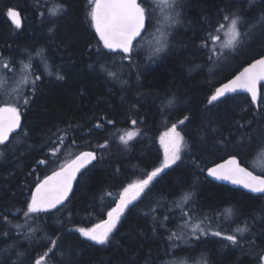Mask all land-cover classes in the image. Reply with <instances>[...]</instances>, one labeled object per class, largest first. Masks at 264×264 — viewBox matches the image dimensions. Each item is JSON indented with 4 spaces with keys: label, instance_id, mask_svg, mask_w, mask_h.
I'll return each mask as SVG.
<instances>
[{
    "label": "trees",
    "instance_id": "obj_1",
    "mask_svg": "<svg viewBox=\"0 0 264 264\" xmlns=\"http://www.w3.org/2000/svg\"><path fill=\"white\" fill-rule=\"evenodd\" d=\"M185 1L177 44L157 61L135 48L127 61L99 41L91 0H0V63L8 65L0 79V106L16 86L24 118L22 130L0 144V264H35L41 257L42 264L262 263L264 195L216 182L208 169L231 156L252 169L264 150V102L237 94L209 103L219 84L264 53L261 34L249 32L252 25L264 27V0ZM10 8L22 15L19 28L7 14ZM232 15L248 33L238 56L250 53L224 74L214 69L206 37ZM185 117L180 128L186 155L164 168L106 244L81 236L78 228L104 220L128 184L162 166L160 135ZM124 131L138 134L125 145L119 139ZM58 137L64 143L53 155ZM85 150L97 158L67 203L26 217L35 185ZM186 193L192 195L184 203ZM201 221L204 231L194 233L192 224ZM228 235L237 242L226 240Z\"/></svg>",
    "mask_w": 264,
    "mask_h": 264
},
{
    "label": "snow or ice",
    "instance_id": "obj_2",
    "mask_svg": "<svg viewBox=\"0 0 264 264\" xmlns=\"http://www.w3.org/2000/svg\"><path fill=\"white\" fill-rule=\"evenodd\" d=\"M168 8H172L174 0H164ZM92 10L90 13L91 23L95 29V33L99 37V41L102 42L103 47L109 50H120L126 54V58L131 60V55L134 49V41L143 40L144 33L146 32V20L149 19L148 9L143 7L138 0H91ZM63 11V6H59L53 14ZM8 16L13 20L15 26L19 28L21 26V20L19 12L15 9L8 10ZM169 19H173L168 16L165 17V22ZM225 21H229L228 25L221 24L219 28L213 30L219 32L221 29L226 28L225 35L228 36L227 44L224 47L235 50L239 46L248 33H242L240 26L243 21L239 16H225ZM173 22L174 19H173ZM160 32V29H157ZM221 37L214 35L213 32H209L206 37L207 42H211L213 45L219 41ZM167 47V35L164 32H160V38L156 40L155 53H159L165 50ZM210 51L213 54L222 55L220 49L215 47ZM5 68L7 64L3 65ZM25 68L30 65H25ZM109 75H113L109 73ZM57 79H63V76L56 74ZM39 77H37L38 79ZM264 81V56L255 60L254 63H250L243 69L239 75H236L234 79L228 83L223 84L222 87L216 89L215 93L210 97L209 103L218 101L226 94L235 93L237 90H243L251 95V102L256 103L258 99L264 102V93L258 89V84ZM34 83V82H33ZM27 104V100L24 101ZM174 103V98L169 99L167 104L170 106ZM21 112L18 106L14 104L4 103L0 106V144H4L9 134L15 129L21 127L20 122ZM188 117L179 121L183 124ZM108 124H113V121H107ZM133 125L136 124L135 120H132ZM102 127V125H97ZM138 134L137 131H124L119 139L125 145L128 144ZM59 144L57 147L51 149L52 154L56 155L60 151V146L64 143L62 137H58ZM56 143V142H53ZM161 144L164 147V161L162 167H157L151 172L145 174V178L138 179L133 183L128 184L127 187L119 193V200L116 206L107 212V219L99 224L94 225L91 228H79L78 231L81 236L86 237L89 240L95 241L98 244H106L109 241L110 234L116 229L121 215L125 209L128 208L133 201L137 200L146 189H150V185L153 181L163 172L164 168L169 167L171 164H175L177 160L181 158V151L185 147L184 137L177 131V125L173 124L171 128L164 133L161 137ZM105 144L98 147L104 148ZM259 155V154H258ZM96 159L94 152H82L75 156L74 159L63 164L58 170H53L50 175H47L43 180L39 181L35 185V189L31 194L30 202L28 203L25 216L29 214L48 212L52 209H57L58 205L63 203L69 198V193L72 192V184L76 179V174L84 168L86 164L91 163ZM39 163L47 164L46 160H42ZM264 168V163L260 165ZM208 175L215 177L218 180L229 181L232 184L242 185L244 188L251 190L255 193H264V176L253 175L252 171H249L246 167H242L240 162L235 156L229 157L223 163L216 164L214 167L208 169ZM111 195V194H109ZM191 193H186L182 196V201L187 203L191 199ZM201 222L192 224L193 232H203L201 228ZM246 229L238 228V232H244ZM216 236H221L220 232L214 233ZM226 240L235 244L237 237L235 235H228ZM53 243H55L53 241ZM45 257L38 259L35 264H42ZM264 260V257H262Z\"/></svg>",
    "mask_w": 264,
    "mask_h": 264
},
{
    "label": "rangeland",
    "instance_id": "obj_3",
    "mask_svg": "<svg viewBox=\"0 0 264 264\" xmlns=\"http://www.w3.org/2000/svg\"><path fill=\"white\" fill-rule=\"evenodd\" d=\"M171 2V0H169ZM186 5L185 0H174V5L172 8H168L167 4L164 3V0H146V7L149 12V22L151 23L150 28L146 30V32L143 34L144 38L143 40H138L137 43L134 46V49L136 48L137 54L143 55L148 59H152V61H157L161 58L163 54H165L168 50H170L173 45H176L175 41V35L179 31H183V26H185V22L183 19V6ZM145 7V8H146ZM22 16V15H21ZM172 17L175 22H173V19H169L167 22H165V17ZM23 19V18H22ZM148 22V24H149ZM229 21L220 20L217 23L213 25V30L219 28L221 24H224L227 26ZM188 27H191V25H187ZM157 29H160V32H164L167 35V47L164 51L155 53L154 48L156 47V40L160 38V32L157 31ZM261 29V30H260ZM212 30V31H213ZM241 30V27H240ZM214 32V31H213ZM226 28L221 29L218 33L214 32V35H219L221 39L216 42L215 45L212 43L209 45V48H217L220 49L223 53L222 55L219 54H213L214 60L216 62L214 69L221 71L224 74H228L229 72L233 71L235 67L238 65V57H246L250 52L244 50L243 52L239 53L240 50H242V47L240 46V49L238 50V46L235 48V50L229 49L224 47V45L227 44L228 36L225 35ZM242 33L244 31L241 30ZM249 32H251V35H258L261 34V39L259 41V47L258 48H264V27H260L259 25H252V27H249ZM138 46V47H137ZM258 52V51H255ZM127 61H131L129 59H125ZM4 63H0V79H2V76L6 78V75L4 73ZM25 69L21 73H25ZM20 89H18L16 86L10 90V92H7L4 97L1 98V101L3 103H9L18 105L17 101L19 100L18 93ZM181 124H177V131L180 132V134L184 137L182 130L180 128ZM172 126V125H171ZM171 126H169L163 133L160 135V144H161V137L166 133ZM184 143L185 147L181 151V160L186 155V142L184 137ZM1 148V147H0ZM161 148L163 151V161H164V147L161 144ZM177 160L176 163L179 161ZM251 168L254 172L259 174H264V168H262L260 165L264 163V150L261 156L257 157L256 160L251 162ZM163 165V164H162ZM172 165V164H171ZM162 167V166H161ZM125 212L121 215L120 221L123 218ZM120 221L117 224V227L120 223ZM116 227V228H117ZM90 228V227H87ZM79 229V228H78ZM116 229L113 230V232ZM113 232L110 234V237L112 236ZM110 239V238H109ZM179 263L174 264H207L203 263L202 261H178ZM261 264H264V260Z\"/></svg>",
    "mask_w": 264,
    "mask_h": 264
},
{
    "label": "water",
    "instance_id": "obj_4",
    "mask_svg": "<svg viewBox=\"0 0 264 264\" xmlns=\"http://www.w3.org/2000/svg\"><path fill=\"white\" fill-rule=\"evenodd\" d=\"M138 2L139 3H141V0H138ZM142 4V3H141ZM143 6V5H142ZM15 10H17V9H15ZM18 12H19V15H20V20H21V25H22V23H23V20H22V16H21V13H20V11L19 10H17ZM11 19V18H10ZM11 21L13 22V20L11 19ZM14 23V22H13ZM15 25V24H14ZM147 25H148V20H146V28H147ZM138 40H139V38H138ZM137 41H134V45H135V43H136ZM107 50H109V49H107ZM109 51H111V52H114V53H122L120 50H115V51H113V50H109ZM122 54H124V53H122ZM126 55V54H125ZM262 56H264V53L262 54V55H260V56H258L257 58H255V59H253L252 61H250V62H248L247 64H245L235 75H233L232 77H230L228 80H226V81H224L223 83H221L216 89H218V88H220V87H222L223 86V84H226V83H228L230 80H232V79H234L235 78V76L236 75H239V73L240 72H242L243 71V69L244 68H246L250 63H254L255 62V60H258V59H260V58H262ZM264 84V81H261L259 84H258V89H260L261 90V86ZM216 89H215V91H216ZM215 91L213 92V94L215 93ZM262 92V91H261ZM212 94V95H213ZM237 94H247V95H249L250 96V98H251V95L249 94V93H247V92H245V91H243V90H237L235 93H229V94H226L224 97H226V96H230V95H237ZM211 95V96H212ZM224 97H221V98H224ZM220 98V99H221ZM260 100L258 99V101L256 102V103H258ZM3 106V105H2ZM20 122H21V127L20 128H17V129H15L12 133H10L9 134V138H8V140L5 142V143H7V142H9V141H11L12 140V138L16 135V134H18L21 130H22V128H23V124H24V118H23V115L21 114V117H20ZM82 152H94L95 153V151H92V150H85V151H82ZM82 152H79L78 154H80V153H82ZM78 154H76V155H78ZM75 155V156H76ZM95 155H96V158H97V154L95 153ZM75 156L74 157H72L71 159H74L75 158ZM237 158V157H236ZM70 159V160H71ZM227 159H229V157L228 158H226V159H224V160H222V161H220V162H218V163H216V164H220V163H223L225 160H227ZM238 159V161L240 162V164H241V166L242 167H246L249 171H252L253 172V175H260V176H264L263 174H259V173H256V172H254L252 169H250L249 167H247V166H245L244 164H242L241 163V161L239 160V158H237ZM70 160H68V161H70ZM96 160V159H95ZM95 160H93L91 163H89V164H86L85 166H84V168H82L77 174H76V179L73 181V184H72V192H70L69 193V198L63 203V205H58L57 206V208L59 209V208H61L62 206H64L66 203H67V201L70 199V197L72 196V194H73V192H74V189H75V186H76V183H77V181H78V179H79V177L81 176V174L88 168V167H90L94 162H95ZM67 161V162H68ZM216 164H214L213 166H211V167H214ZM63 166V165H62ZM210 167V168H211ZM59 168H57V169H55V170H58ZM51 174V172L49 173V174H47V175H50ZM46 175V176H47ZM211 179H213L214 181H216V182H219V183H222V184H226V185H229V186H232V187H235V188H239V189H242L243 191H246L247 193H250V194H253V195H264V193H255V192H252L251 190H249V189H246V188H244L242 185H236V184H232L231 182H229V181H222V180H218V179H216L215 177H212V176H209ZM43 180V179H42ZM41 181V180H40ZM34 189H35V187H34ZM34 189H33V191H34ZM144 193H142L141 194V196L137 199V200H135V201H133V203L132 204H130L129 206H128V208H126L125 209V211L124 212H126L133 204H135L141 197H142V195H143ZM118 202V201H117ZM116 202V203H117ZM115 206H116V204H115ZM114 206V207H115ZM113 207V208H114ZM54 210H57V209H52V210H50V211H54ZM50 211H48V212H50ZM108 217H106L104 220H106ZM104 220H102V221H104ZM101 221V222H102ZM101 222H99V223H101ZM99 223H97V224H99ZM92 241V240H91ZM92 242H95V241H92ZM96 243V242H95Z\"/></svg>",
    "mask_w": 264,
    "mask_h": 264
},
{
    "label": "flooded vegetation",
    "instance_id": "obj_5",
    "mask_svg": "<svg viewBox=\"0 0 264 264\" xmlns=\"http://www.w3.org/2000/svg\"><path fill=\"white\" fill-rule=\"evenodd\" d=\"M142 5H143L144 7H146L145 0L142 1ZM146 8H147V7H146Z\"/></svg>",
    "mask_w": 264,
    "mask_h": 264
},
{
    "label": "bare ground",
    "instance_id": "obj_6",
    "mask_svg": "<svg viewBox=\"0 0 264 264\" xmlns=\"http://www.w3.org/2000/svg\"><path fill=\"white\" fill-rule=\"evenodd\" d=\"M237 72H238V71H237ZM237 72H236V73H237ZM236 73H235V74H236ZM235 74H234V75H235ZM219 85H220V84H219ZM219 85H218V86H219ZM218 86H217V87H218ZM217 87H216V88H217ZM216 88H215V89H216ZM214 91H215V90H214ZM230 96H231V95H230ZM226 97H227V96H226ZM221 99H222V98H221ZM73 157H74V156H73ZM221 184H222V183H221ZM225 185H226V184H225ZM165 210H166V209H165ZM92 227H93V226H92ZM90 228H91V227H90Z\"/></svg>",
    "mask_w": 264,
    "mask_h": 264
}]
</instances>
